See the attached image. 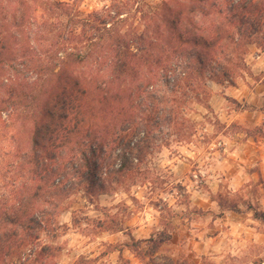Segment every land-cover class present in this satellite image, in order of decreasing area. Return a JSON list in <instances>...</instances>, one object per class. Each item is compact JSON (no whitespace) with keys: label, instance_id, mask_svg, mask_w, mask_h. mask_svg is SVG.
I'll list each match as a JSON object with an SVG mask.
<instances>
[{"label":"clouds","instance_id":"clouds-1","mask_svg":"<svg viewBox=\"0 0 264 264\" xmlns=\"http://www.w3.org/2000/svg\"><path fill=\"white\" fill-rule=\"evenodd\" d=\"M0 264H264V0H0Z\"/></svg>","mask_w":264,"mask_h":264},{"label":"trees","instance_id":"trees-1","mask_svg":"<svg viewBox=\"0 0 264 264\" xmlns=\"http://www.w3.org/2000/svg\"><path fill=\"white\" fill-rule=\"evenodd\" d=\"M89 166H90V169H93V170L89 172L87 178L92 179L93 182H96L97 178L95 177L94 166L91 164V162Z\"/></svg>","mask_w":264,"mask_h":264}]
</instances>
